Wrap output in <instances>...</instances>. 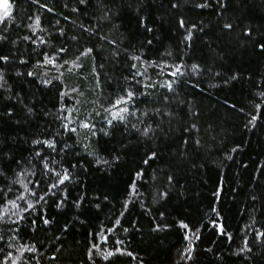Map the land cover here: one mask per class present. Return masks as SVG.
Wrapping results in <instances>:
<instances>
[{
    "label": "trees",
    "instance_id": "obj_1",
    "mask_svg": "<svg viewBox=\"0 0 264 264\" xmlns=\"http://www.w3.org/2000/svg\"><path fill=\"white\" fill-rule=\"evenodd\" d=\"M9 1L0 264H264V0Z\"/></svg>",
    "mask_w": 264,
    "mask_h": 264
},
{
    "label": "snow or ice",
    "instance_id": "obj_2",
    "mask_svg": "<svg viewBox=\"0 0 264 264\" xmlns=\"http://www.w3.org/2000/svg\"><path fill=\"white\" fill-rule=\"evenodd\" d=\"M81 2L83 3L84 0H81ZM175 6H176V5H173V7H175ZM198 6H199V7H206L207 5L205 4V5H198ZM4 7L6 8L7 5H5ZM8 15H9V13H8L7 11H5L4 14H3V16H0V20H3L4 17H7ZM180 26H181V27L184 26V21H183V20L180 21ZM193 27H195V25H193ZM224 27H225V28H231L232 26H231L230 24H225ZM148 30L151 31V29H148ZM190 35H191V33H189V37H186V39H187V38H190ZM149 43H150V42H149ZM260 48H261V50H264V44H261V45H260ZM89 51H91V50H89ZM7 59H8L7 56L0 57V60H5V61H6ZM22 62H23V61H22ZM193 67H196V66H193ZM29 75H32V73H29ZM132 95H133V94H132L131 92L128 93V96H129V97H131ZM120 102H121V101H117V103H120ZM123 111H127V109H124ZM120 119H123V117L121 116ZM82 127L87 128V127H89V125H88V124H84V125H82ZM149 130H150V129H147V128L144 129V134H147ZM72 131H75V129H72ZM34 143H43V144H45L46 147H49V148L54 147V144L51 143V142H49V141H44V142H41V141H34ZM36 155L39 156L40 153H36ZM153 155H155V154H153ZM146 163H147V161H146ZM44 168L47 169L49 172H52V171H53L52 169H50V168L48 167V164H47V163L44 164ZM138 175H139V174H138ZM68 178H69V177H68V175H67L66 172H65V174H64L63 176H60L59 174H57V179H58V183H59V184H63L65 180H68ZM52 187H57V185L54 184ZM23 198H24L23 196L18 197V199H23ZM41 199H43V197H41ZM29 207H32V205H29ZM44 223H45V224H48L49 221L45 219V220H44ZM117 223H119V221H117ZM183 227H187V225H183ZM109 255H111V253H109Z\"/></svg>",
    "mask_w": 264,
    "mask_h": 264
},
{
    "label": "rangeland",
    "instance_id": "obj_3",
    "mask_svg": "<svg viewBox=\"0 0 264 264\" xmlns=\"http://www.w3.org/2000/svg\"><path fill=\"white\" fill-rule=\"evenodd\" d=\"M7 5L5 8L4 6ZM12 8L11 2L9 0H0V16H3L4 12L7 11L10 13ZM5 18V17H4ZM2 20H0L1 22Z\"/></svg>",
    "mask_w": 264,
    "mask_h": 264
}]
</instances>
